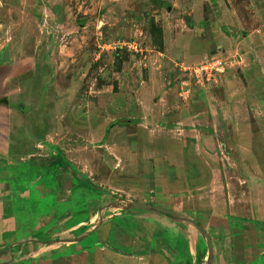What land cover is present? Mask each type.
Wrapping results in <instances>:
<instances>
[{"label": "rangeland", "instance_id": "rangeland-1", "mask_svg": "<svg viewBox=\"0 0 264 264\" xmlns=\"http://www.w3.org/2000/svg\"><path fill=\"white\" fill-rule=\"evenodd\" d=\"M1 56L57 57L31 77L46 75L56 143L11 190L38 264L74 243L87 264L97 244L134 264H264V0H0Z\"/></svg>", "mask_w": 264, "mask_h": 264}, {"label": "crops", "instance_id": "crops-1", "mask_svg": "<svg viewBox=\"0 0 264 264\" xmlns=\"http://www.w3.org/2000/svg\"><path fill=\"white\" fill-rule=\"evenodd\" d=\"M144 21L143 13L132 17L123 34H135L144 25ZM3 57H0V264H38L35 248L30 244L26 249L23 248L16 238L20 225L16 215L18 211H11V205L15 203L11 190L18 185L19 177L23 181L30 178L33 168L31 158L43 154L46 143H56L52 135L54 132L51 131V119L57 117V110L53 109L55 100L47 98L52 92L45 94L50 89L44 84L46 75L41 74L38 79L31 77L36 74L35 66L40 64L42 70H48L51 79L57 73V57L53 56V61L50 57L47 61L41 59V62L32 56L9 62L3 61ZM3 99H6L5 102L1 101ZM56 102L57 106L59 103L63 106L70 103L69 100ZM61 111L65 113L64 107ZM15 193L18 195L17 190ZM66 247L65 254L51 252L44 255L45 259L41 263L53 264V260L59 256L67 260V264L88 263L86 245L74 243ZM121 252L97 244L93 264H134L137 259H143L138 255Z\"/></svg>", "mask_w": 264, "mask_h": 264}, {"label": "built area", "instance_id": "built-area-1", "mask_svg": "<svg viewBox=\"0 0 264 264\" xmlns=\"http://www.w3.org/2000/svg\"><path fill=\"white\" fill-rule=\"evenodd\" d=\"M129 47H133L135 48L136 46L133 43H128L126 44ZM224 66L223 60L221 59L220 56L211 58L210 60H208V62H206L205 64H203L200 68V73L204 76H207L208 78H211L213 72L219 71L220 68H222Z\"/></svg>", "mask_w": 264, "mask_h": 264}, {"label": "trees", "instance_id": "trees-1", "mask_svg": "<svg viewBox=\"0 0 264 264\" xmlns=\"http://www.w3.org/2000/svg\"><path fill=\"white\" fill-rule=\"evenodd\" d=\"M6 100V99H5ZM5 100L3 99V100H1V101H4L5 102ZM134 122V120L133 119H128V118H122V119H119V120H116V121H114L111 125H109L108 126V128H107V132H108V130L111 128V127H113V126H115V125H123V124H127V123H133ZM107 132H106V134H107ZM125 205H127V206H131L132 204H131V202H125ZM122 206V204L119 202V201H117V202H115V204H114V207H117V208H119V207H121ZM151 211L153 210V209H150ZM167 216H170L169 214H166ZM198 223V225H201L199 222H197ZM105 246H107V247H109L111 250H113V251H115V252H119V253H122L120 250H118V249H116V248H111L110 246H108V245H106V244H104Z\"/></svg>", "mask_w": 264, "mask_h": 264}, {"label": "water", "instance_id": "water-1", "mask_svg": "<svg viewBox=\"0 0 264 264\" xmlns=\"http://www.w3.org/2000/svg\"><path fill=\"white\" fill-rule=\"evenodd\" d=\"M132 206H135L137 208H142V209H146V210H150V209H153V210H157L159 212H162V213H165V214H169V215H172V212L166 208H163V207H158V206H153L151 204H142V203H139V202H131ZM198 228L201 232H204V229L203 227H201L200 225H198ZM207 235V234H206Z\"/></svg>", "mask_w": 264, "mask_h": 264}]
</instances>
